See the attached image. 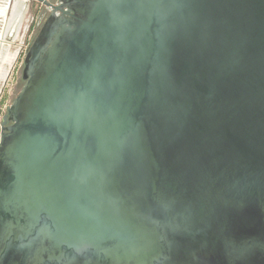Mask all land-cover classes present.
I'll return each instance as SVG.
<instances>
[{"label": "water", "instance_id": "95a60500", "mask_svg": "<svg viewBox=\"0 0 264 264\" xmlns=\"http://www.w3.org/2000/svg\"><path fill=\"white\" fill-rule=\"evenodd\" d=\"M39 1L0 264H264V0Z\"/></svg>", "mask_w": 264, "mask_h": 264}, {"label": "rangeland", "instance_id": "374dc122", "mask_svg": "<svg viewBox=\"0 0 264 264\" xmlns=\"http://www.w3.org/2000/svg\"><path fill=\"white\" fill-rule=\"evenodd\" d=\"M47 15L34 0H0V132L2 118L23 85L26 50Z\"/></svg>", "mask_w": 264, "mask_h": 264}, {"label": "flooded vegetation", "instance_id": "af4514ba", "mask_svg": "<svg viewBox=\"0 0 264 264\" xmlns=\"http://www.w3.org/2000/svg\"><path fill=\"white\" fill-rule=\"evenodd\" d=\"M34 1H37L40 4V6H43L44 9H45V12H47L48 15L51 13V9L48 6H46L45 4H43L42 2H40L39 0H34ZM46 1L50 2L53 5L58 4V0H46ZM20 82L21 83H24V80L22 79V76H21V81ZM8 124H10V122H6L5 125H8Z\"/></svg>", "mask_w": 264, "mask_h": 264}, {"label": "bare ground", "instance_id": "6f19581e", "mask_svg": "<svg viewBox=\"0 0 264 264\" xmlns=\"http://www.w3.org/2000/svg\"><path fill=\"white\" fill-rule=\"evenodd\" d=\"M11 1V0H10ZM22 2V1H21ZM20 3V2H19Z\"/></svg>", "mask_w": 264, "mask_h": 264}]
</instances>
